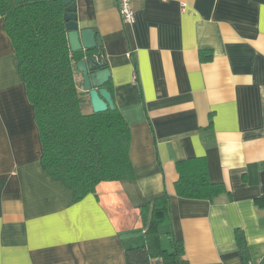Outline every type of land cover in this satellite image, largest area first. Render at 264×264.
<instances>
[{"label":"crops","instance_id":"0c3cea01","mask_svg":"<svg viewBox=\"0 0 264 264\" xmlns=\"http://www.w3.org/2000/svg\"><path fill=\"white\" fill-rule=\"evenodd\" d=\"M134 9L129 24L117 0H77L80 27L101 36L105 87L131 127L135 170L80 199L42 162L0 14V264H127V249L146 244L140 207L165 192V249L173 232L188 264H264V0H136ZM195 170L226 190L180 196L181 172Z\"/></svg>","mask_w":264,"mask_h":264},{"label":"trees","instance_id":"16d2710c","mask_svg":"<svg viewBox=\"0 0 264 264\" xmlns=\"http://www.w3.org/2000/svg\"><path fill=\"white\" fill-rule=\"evenodd\" d=\"M65 0H0L5 30L19 56V71L34 107L42 142V162L55 177L74 188L77 197L94 193L104 181L134 179L130 156L131 127L115 107L89 110V92L80 89L64 15ZM202 59H210L201 55ZM116 106V105H115ZM207 171V170H206ZM206 171L181 172L177 193L187 198L213 199L223 193V182H212ZM146 244L126 251L127 264H188L184 242L173 232L171 250L161 243L160 226L172 221L167 192L140 207ZM237 241L246 249L243 231Z\"/></svg>","mask_w":264,"mask_h":264},{"label":"water","instance_id":"95a60500","mask_svg":"<svg viewBox=\"0 0 264 264\" xmlns=\"http://www.w3.org/2000/svg\"><path fill=\"white\" fill-rule=\"evenodd\" d=\"M64 15L68 30L69 46L72 53H82L83 58L76 62V67L82 73L83 88L89 92L94 112H104L115 109V103L110 90L105 84L111 77L101 36L93 28H81L77 18V0H65ZM154 264H162L155 260Z\"/></svg>","mask_w":264,"mask_h":264},{"label":"built area","instance_id":"2783aa9c","mask_svg":"<svg viewBox=\"0 0 264 264\" xmlns=\"http://www.w3.org/2000/svg\"><path fill=\"white\" fill-rule=\"evenodd\" d=\"M136 0H117L118 10L124 22L132 24L135 22L134 2ZM185 7L186 4H183Z\"/></svg>","mask_w":264,"mask_h":264}]
</instances>
